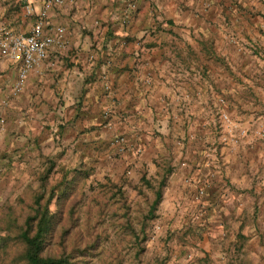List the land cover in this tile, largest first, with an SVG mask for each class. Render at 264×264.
I'll return each mask as SVG.
<instances>
[{"label":"crops","instance_id":"0c3cea01","mask_svg":"<svg viewBox=\"0 0 264 264\" xmlns=\"http://www.w3.org/2000/svg\"><path fill=\"white\" fill-rule=\"evenodd\" d=\"M48 1L28 15L0 0L15 34L43 10L47 34L64 30L21 84L23 63L0 53L8 188L34 189L65 156L93 185L158 180L163 210L264 238V0Z\"/></svg>","mask_w":264,"mask_h":264},{"label":"rangeland","instance_id":"374dc122","mask_svg":"<svg viewBox=\"0 0 264 264\" xmlns=\"http://www.w3.org/2000/svg\"><path fill=\"white\" fill-rule=\"evenodd\" d=\"M67 158L48 162L46 181L38 177L34 189H9L12 179L0 171V264H18L14 258L22 252L4 241L6 213L13 209L16 220L23 222L31 192L35 195L42 186L51 191L64 175L73 177L75 164ZM55 164L60 170H54ZM135 182L129 176L118 184L80 180L60 202L63 213L46 252L68 256L71 264H264L263 237L253 242L250 231L243 235L232 224L211 226L200 210L189 215L178 206L163 210L160 182L145 177L141 185ZM158 192L161 198L152 211ZM51 207L56 208V201Z\"/></svg>","mask_w":264,"mask_h":264},{"label":"trees","instance_id":"16d2710c","mask_svg":"<svg viewBox=\"0 0 264 264\" xmlns=\"http://www.w3.org/2000/svg\"><path fill=\"white\" fill-rule=\"evenodd\" d=\"M73 177L64 175L61 182L48 191L42 186L40 192L32 194L26 217L23 222L17 221L13 209L8 210L3 219V231H7L4 237L5 243H13L22 247V252L15 259L18 264H71L68 256H55L46 252L47 244L55 233L63 211L61 204L63 198H67L71 189H75L80 180H87L92 171L74 170ZM47 176L42 180L46 181ZM161 198L157 193V200L152 207L155 210ZM56 201V208L52 203ZM20 202H23L21 199ZM5 226V228H4ZM7 248V245L4 246Z\"/></svg>","mask_w":264,"mask_h":264},{"label":"built area","instance_id":"2783aa9c","mask_svg":"<svg viewBox=\"0 0 264 264\" xmlns=\"http://www.w3.org/2000/svg\"><path fill=\"white\" fill-rule=\"evenodd\" d=\"M24 3V8L28 15H33V7L29 0H21ZM63 0H50V5H62ZM50 24L48 21L47 10H43L37 17L35 26L30 35L15 34L6 24L0 21V53L2 56L8 57L15 62L21 61L23 69L20 75L22 81L26 78L27 74L40 60L44 59L52 45L62 43L64 30L56 28L55 36L47 34ZM264 138V131L261 132ZM126 139L124 137L114 140L113 145L124 148Z\"/></svg>","mask_w":264,"mask_h":264}]
</instances>
